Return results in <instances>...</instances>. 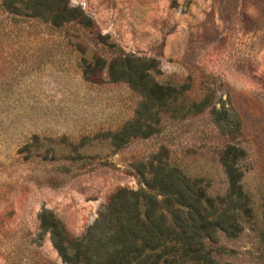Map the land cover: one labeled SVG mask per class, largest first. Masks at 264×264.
Returning <instances> with one entry per match:
<instances>
[{"label": "rangeland", "instance_id": "obj_1", "mask_svg": "<svg viewBox=\"0 0 264 264\" xmlns=\"http://www.w3.org/2000/svg\"><path fill=\"white\" fill-rule=\"evenodd\" d=\"M67 1L81 20L62 22V8L43 0H25L32 9L18 14L0 0V264H65L60 226L65 248L87 246L88 232L103 243L120 191L165 227H186L171 201L199 190L215 205L242 204L228 199L232 162L255 219L233 237L208 231L205 252L221 264H264V0ZM125 55L204 110L181 118L176 104L140 117L143 96L113 77L122 68L112 61ZM230 147L244 156L234 161Z\"/></svg>", "mask_w": 264, "mask_h": 264}, {"label": "trees", "instance_id": "obj_2", "mask_svg": "<svg viewBox=\"0 0 264 264\" xmlns=\"http://www.w3.org/2000/svg\"><path fill=\"white\" fill-rule=\"evenodd\" d=\"M43 2H48L52 11L57 10V7L62 8V11L57 13V17L62 22L78 21L84 17L83 12L69 9L67 0H43ZM7 7L12 13L17 11V14L23 9H32V6L25 4V0H10ZM49 14L53 15L52 12ZM61 20L55 23H61ZM112 63L122 68L121 74L113 77L126 80L145 99L142 105L146 111L144 114L139 113L140 117L147 115L150 118L151 115L147 114L150 111H156L155 114L161 111L175 113L177 109L172 106L176 104L180 106L178 111L181 118L200 113L205 108V103H195L183 96V88L179 90L154 82L151 74L145 73V69L150 71L153 67L139 65L138 60L134 57L132 60L131 56L125 55L123 58L113 60ZM133 125L138 130L144 126L141 124V118L137 119ZM235 130L237 131V126ZM230 150L234 152V161L244 156L242 150L232 147L226 152L227 155L230 154ZM225 165H227L226 173L230 186L228 199L237 195L244 203L231 205L230 201L225 203L226 200L222 199L215 205L211 199L205 196V192L199 190L198 195L193 196L190 193L194 199L181 198L178 202L171 201L172 204H177L185 210V213L183 211L182 213L186 227H165L152 223L148 217L149 214L140 209L136 193L130 194L132 201L123 203L122 200L126 192L120 191L113 195L109 201L110 212L104 217V220L110 222V226L107 228L110 234L103 243H101V237L88 232L85 240L87 246L70 240L66 242L69 246L65 248L62 242L66 241L67 237L63 227L60 226L64 237L56 247L63 262L65 264H221L214 258H210L209 253L205 252L203 238L209 239L207 232L227 233L229 229L234 234L230 232L228 235L233 237L235 233H241L244 230V223L255 219L249 205L251 200L247 195H243L239 184L241 173L234 168L233 162L232 165ZM160 171H162L161 167L157 168L155 172L153 171L156 179L161 175ZM164 178L170 183L169 189L177 183L181 185L176 169L168 170ZM180 187L187 193L190 192L189 187L183 184ZM262 218V224H264V214ZM100 227L101 225L98 227V223L95 226L97 229ZM189 228L196 232L187 233ZM197 231L200 234H197ZM259 237L264 240V228L259 232ZM80 248H83V251ZM68 250L74 253L72 257L67 253Z\"/></svg>", "mask_w": 264, "mask_h": 264}]
</instances>
